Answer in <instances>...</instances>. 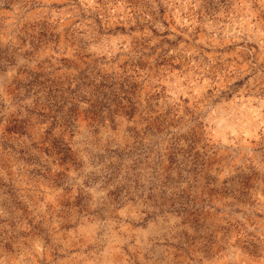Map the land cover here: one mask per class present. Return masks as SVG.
Instances as JSON below:
<instances>
[{
  "label": "rangeland",
  "instance_id": "rangeland-1",
  "mask_svg": "<svg viewBox=\"0 0 264 264\" xmlns=\"http://www.w3.org/2000/svg\"><path fill=\"white\" fill-rule=\"evenodd\" d=\"M0 264H264V0H0Z\"/></svg>",
  "mask_w": 264,
  "mask_h": 264
}]
</instances>
